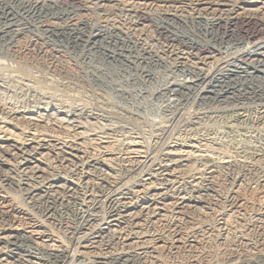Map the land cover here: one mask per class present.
I'll return each mask as SVG.
<instances>
[{
	"label": "bare ground",
	"instance_id": "1",
	"mask_svg": "<svg viewBox=\"0 0 264 264\" xmlns=\"http://www.w3.org/2000/svg\"><path fill=\"white\" fill-rule=\"evenodd\" d=\"M63 1L57 2L65 10L52 19L37 15L46 8L39 2L21 3L17 21L0 2V35L15 42L10 51L16 68H22L29 49L39 45L35 35H25L34 25L50 36L79 34L87 26L75 18L81 9L69 12ZM94 8L124 18L127 42L153 28L163 40L155 52L161 57L149 62L152 48L141 38L144 52L136 59L147 69L163 60L170 68L185 69L192 78L179 82L173 77V83L199 86L195 96L209 95V103L219 107L228 100L264 102V0H95ZM152 10L157 21L151 18ZM228 22L254 27L240 35L236 29L229 31L234 26ZM182 27L191 35L172 32ZM103 28L94 24L88 29L96 33L92 38H99L107 31ZM25 36L28 45L20 47ZM36 49L45 50L40 45ZM121 49L108 55L115 60L130 52ZM52 56L47 64H36L72 80L70 70L52 62ZM5 79L1 74L0 264H264V104L252 117L242 107L215 110L229 133L252 130L257 143L243 145L232 137L212 143L190 136V128L154 156L138 132L83 107L40 98L35 89ZM79 79L87 80L81 75ZM171 86L161 87L160 93H176ZM184 121L185 128L196 122ZM162 125L155 127L157 138L168 130ZM210 232L228 238L231 248H219L213 255L200 250Z\"/></svg>",
	"mask_w": 264,
	"mask_h": 264
},
{
	"label": "rangeland",
	"instance_id": "2",
	"mask_svg": "<svg viewBox=\"0 0 264 264\" xmlns=\"http://www.w3.org/2000/svg\"><path fill=\"white\" fill-rule=\"evenodd\" d=\"M27 1L29 2L37 1L41 5L46 6V8L45 7L43 8L44 9L43 11H39L37 13L38 16L42 18L45 17V19L55 18L58 16L59 13L65 10V7L63 9L62 3H58L59 0H0L1 3L7 4L6 8L10 7L9 11L10 9L12 11L9 12L8 10H6V12L7 13L12 12V15L14 13L13 18L16 17L15 21H17L23 13V10H21L19 4L25 3ZM63 4H66L65 6H67L66 8L68 9L69 12L73 11L72 9L74 10L81 9V10H77L75 14H78L79 16L77 15L75 18H78L81 21L87 23V26L86 25L84 26L85 28L83 26L80 27V29L84 28L82 30L83 34L81 32L80 33L78 32L80 35L77 33L73 34V32H70L69 34L67 32L65 33V35L50 36L49 34L47 35L46 33L43 32L45 28L42 27L40 28L38 25H34L33 27L36 29L31 27L30 29L31 32L29 34L25 33V35H30V34L35 35L36 38H39L37 43L40 46L44 47L45 50L47 49L46 51L49 50L48 51L49 53L47 52L45 54L44 52L45 50L37 51L36 48H39V45L36 46L35 48L36 50L29 49L31 51L28 53L29 54L27 58L28 60H25L26 62H24L22 68H19L20 70L16 68L17 62L15 61L10 51L14 47L15 42H13V39H9L7 36H5V34L0 35V38H2L3 41L2 42L0 39V69H1L0 75L2 74L3 77L6 78L5 81L12 84L13 86H21L25 84V86L35 89L40 98L45 97L46 99V97L48 98L51 97V99L54 100L53 102L57 104L62 105L63 103L65 105H70L73 107H83L84 109L92 111L94 113L97 112L96 114L100 113L99 115L106 116L111 121L115 123L118 122L117 124L124 125L129 130H132V132L135 133L138 132L141 141L144 142V144L148 142L146 146L147 147L149 146L148 148L152 151V155L154 154V156L164 152L166 150L165 146H167L169 142L173 141L176 138L182 137L183 134L186 135L187 133L186 129H190V128L192 129V130L190 129V132H188L189 135L191 134L190 136L197 137L199 139H205L212 143L226 142L228 137H232L235 142L241 144L244 143L243 145L254 144L259 141L257 140L258 137L256 136V134L249 129L244 131L245 133L240 131L241 133H244V135H241L240 133L235 134V132L229 133V131H227V129L224 126L226 122L224 117L222 115L220 116V113L218 112L216 113L215 110H217L216 107L218 108L220 107L231 108L234 106H236V108L242 107L243 109H246L252 117L255 114L254 112H256V110L258 109L259 107L258 105L262 106L264 102L257 101L256 103L255 102L253 103L249 99L240 100L237 102H232V101L230 102V100H228L229 102L225 104L224 103L221 104L220 107L215 103L213 104L209 103V95L208 98L204 97L205 99L203 98V96L202 97L195 96L196 94L194 93L198 90L197 87L199 86L197 87L195 86L196 87L195 88L194 85H190V84L186 85L185 83H183L182 86H178L177 84L173 83L174 80L173 77L174 78L177 77V79L180 80L179 82H181V80L188 75L187 72H184L185 69L181 70L180 68L179 69L170 68L166 63L168 62L167 60L166 62L165 60H163L162 62L160 61V63L156 65H153L154 63L150 64L149 68L147 69L148 66H146V64L144 63L141 64V60L136 59L137 54L139 56L142 53V51L144 52L142 47H140L139 44L140 42L138 41V39L141 38L142 40L145 39L144 44L152 48L151 50L153 54L152 53L149 54V56L151 57L149 58V56L148 57L145 56L149 58V62L153 60H158V58L161 57L159 53H155V52L160 51V47L163 43V40L158 39L157 35L154 33L153 28L151 30L150 29L146 30L144 33L146 35H143L141 37H138L139 35L138 33H136L135 36H130L127 42L126 41L127 37H125L124 35V31L126 29L125 27L127 26L124 18H121V20L119 19L120 20L119 21L118 18L115 16V13L114 14H111L109 12L103 13L102 11L95 10L94 8L95 0H66L63 1ZM48 5H51V8L52 5L55 6L52 9L49 8L47 10ZM152 11L150 12V14L152 15L151 18L154 20L156 19L155 21H157L158 20L157 11L156 10H152ZM189 13H191V11H189ZM226 22L227 21L225 20L221 21V25L223 23L222 28L225 27ZM71 24L72 23H70L69 25ZM94 24L95 25L99 24L100 26L103 25L106 27L103 29H106L107 31H105V33L104 32L100 33L101 36L99 38H92L96 33L95 31L92 30L91 32V30L88 29L90 25H94ZM227 24H228L227 26L229 27L234 26L233 28L230 29L228 28L229 31L231 30L234 31L233 29H236L235 32H237L238 34L240 33L241 30H242L241 32L244 31L246 32L247 30H250L254 27L253 24L241 26L240 22H238L237 25L233 23L231 24V22H228ZM14 29H18V28L16 27ZM108 29L111 30L108 31ZM178 29L177 32L174 31L172 32L175 35L181 34L180 36L183 35L184 37H187L186 33H189V35H191L190 30L189 29L186 30V27H182L180 31H178ZM114 30L116 32H114ZM182 32H184V34ZM173 33L172 34L169 33V36L171 35L173 37ZM37 34L39 35L37 36ZM43 34H45V36ZM26 37L28 36H25V38L23 37V40L20 39L17 45H19L20 47L21 46L23 47L25 45L27 46L28 45L27 41L29 39ZM83 37L85 39H87V37L89 38L91 37L90 38L91 40L89 42L87 41L85 42V39ZM116 38L120 39L123 43L119 41L118 43H116L117 41ZM113 39L115 40V42ZM198 39H202V38L198 37ZM96 40L97 42H95ZM84 42L85 45H83ZM235 45L240 49L246 47L245 43H235V44L231 43V47H236ZM121 48L126 49V51H130V52L128 53L124 52L122 53V55H116L114 57L115 60H113L112 56L108 55L112 50H113L112 52H117L115 54L120 53L119 50H122ZM107 49L109 50V52ZM37 52H39L38 55L36 54ZM138 52L141 53L139 54ZM34 53L35 55H33ZM48 55L50 56V58L51 55H53L52 62H54L55 64L65 65L70 70L69 71L70 76L72 74L77 75V73L79 75L78 76L72 75L71 76L73 78L72 80L71 79L66 80L60 78L57 75L51 74L50 72H47V70L45 69L44 71L41 70L38 65L43 63L47 64V62L49 61ZM105 55L107 57H105ZM36 63L39 64L37 65ZM238 64L239 63H235V65ZM187 69L189 68H186V70ZM145 73L149 75L145 76L146 75ZM176 74L178 76H176ZM80 75L87 78V80L85 79L86 82L83 81L81 83L77 82L80 80L79 79ZM191 78L192 77L187 76L185 80L187 81L190 80ZM159 83L162 85H160ZM170 84L174 85L171 86V89L174 88L175 90L176 88L177 92L176 93L174 92V94L169 93L168 95L169 97L166 96L165 94L162 95V93H160L161 90L170 86ZM228 103L230 104L228 105ZM185 118H188L192 122L194 121L196 122H194L192 126L185 128L183 123L185 122L184 121ZM162 124L168 126V130L161 137L157 138L156 135L158 133L157 129L161 127ZM2 127H3V122L0 121V128ZM197 134H199L200 136H198ZM136 176L137 174L131 175L127 180L132 181L135 178H137ZM215 210H217L216 207L212 209V211ZM211 233H214V235L215 234L216 235L214 236ZM206 240L208 246L205 244L204 247H202L200 250L205 251L204 253H208L209 251V255L215 254L216 251L219 252L231 248V241L228 238L221 236L220 234L218 235V232L217 233L210 232V235L208 234L206 236ZM204 248H206V250ZM219 248L220 250L218 251L217 249ZM212 251L214 252L212 253Z\"/></svg>",
	"mask_w": 264,
	"mask_h": 264
}]
</instances>
